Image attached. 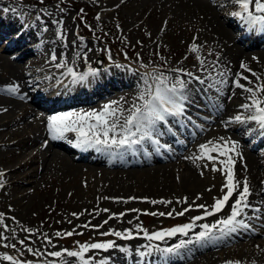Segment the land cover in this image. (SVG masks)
Masks as SVG:
<instances>
[{
  "label": "bare ground",
  "instance_id": "6f19581e",
  "mask_svg": "<svg viewBox=\"0 0 264 264\" xmlns=\"http://www.w3.org/2000/svg\"><path fill=\"white\" fill-rule=\"evenodd\" d=\"M36 2L37 0L15 2L13 6H16L19 10H16V13H20V16H14L9 23L3 24L0 22V87L13 84L19 85L20 88L19 93L16 95L0 92V174H2L0 175V182L3 183V187H0V213L5 216V224L8 226L7 232L12 235L22 234L18 231L19 224L30 218L32 215L31 209L37 203L32 196V192L39 190L42 186L41 183H46L49 180L54 186L58 187L57 194L53 196L56 197L55 201L59 203L61 197L66 198L67 201L65 202L67 204H71L76 210L84 212V215L78 219L72 215L71 219L62 217L78 224L81 219L89 222V220L95 221L96 218L100 219L102 216L107 218L109 213L102 211L98 216L95 215L97 211L103 208L110 209L112 213H117L119 210L126 208L159 209L160 212L172 209L179 211L188 206L187 204L176 203V201L184 198H187L189 202L194 201L196 204L211 205L214 203V198H219L224 177L220 172L211 171L210 162L194 158L199 155L200 144L208 140H218L219 137L239 142V151L243 158H237L236 176L241 181L245 177L248 178L253 190L251 203L262 204L264 194H261V189L264 185L261 182L264 181V162L261 157H264V153H261L258 149L263 147L264 150V139L259 141L257 150L252 151L254 149L251 148L250 150V147H245L242 142L244 136H246V140L255 135L254 131H249L252 129L247 128L249 125L251 126L252 122L246 125L229 123L228 128L224 129V122L229 121L235 115H248L239 107L247 102L246 96L248 94L242 93L240 89L233 88L231 77L228 84L224 86V95L219 97V102L224 107L222 110L219 109L220 114L217 115L216 123L210 126L207 132L204 130L206 134L203 137L193 136L191 141L178 147L174 153H168V151L162 149L161 153L164 156L158 157L155 155L153 158L147 156L143 161L135 160V165L130 164L126 158L119 159L120 157H117L118 161L110 164V166L119 168L112 170L106 166V160L102 154L99 156L93 155L89 150H85L86 153L79 154L72 151L67 145L55 144V141L53 142L51 138L52 134L47 128L51 116L101 110L104 105L113 101L128 107L136 100L141 89L142 72L137 70L130 77L127 76L129 71L124 72L126 75L120 72L118 74L119 78H109L107 86L103 85L102 90L93 93L86 99H75L72 103L58 107H55V104L49 105L46 103L44 96L55 87L52 86V80H55L60 74V70H56L52 66L54 62H50L49 54L54 50L59 57L61 52L66 51L63 44L68 43L67 54L71 59L74 52L79 50L76 45L71 44V41L75 40L79 44L81 43L79 39V37H82L81 34H94V32L88 28L78 31L79 13L74 20L72 18V12L82 11L85 2L65 0L61 1L60 8L46 7V3H39V6L51 13V15L42 17L41 21L44 27L40 24L41 21L36 19L39 10L38 5H34ZM94 4L96 7L93 11L98 12H100V8L106 6V3L101 0H95ZM222 4L226 6L232 3L230 0H123L121 5L129 6L133 13V20L128 21L125 19L124 22L121 20V25L125 29L124 37L128 38L129 35H135L137 33L135 30L140 31V28L145 26V21V23L140 22V17H135L136 11L151 9V29L153 30L147 28L150 40H156L158 32L165 31L167 25L169 27V20L175 16V20H179L187 26V37L190 33L192 35L197 32L198 38L196 41L201 45H204L205 41L207 45H204V47L212 48V53L218 48L222 49L219 57L221 65L226 70L230 69L232 74L242 73L248 76L249 79L255 80L250 72L241 68V63H244L262 78L261 82H264V49L246 51L244 48L230 42L233 41L236 35L226 25L227 22L230 23V20L223 18V13H220ZM61 8L65 11L61 12L59 10ZM27 16L31 17L30 24H27L28 20H25L24 25L23 20ZM53 19L64 21L63 28L66 33V40L61 41L58 39L57 26L52 23ZM156 23L157 28L155 27ZM177 24L178 22H176ZM36 25L39 27L36 28ZM74 25H76L77 32L75 36H71ZM45 27L48 29L47 34L44 32ZM16 30H21L18 38L14 36ZM30 31H32V36ZM36 31L37 34L35 35ZM116 31V28H112L114 36H116ZM179 33L177 29L171 48L177 52L185 48L182 45L184 42H180V44L178 41ZM29 37H34V40L30 41ZM100 42L102 44L108 42L107 37H99L97 43L90 38H83L82 43L87 45L88 48H92L93 51L88 53L87 63L83 60H77L78 65L75 68L82 70L81 67L88 65L91 60L108 56L107 49L101 47ZM29 44L34 45L29 46ZM33 46L36 48L32 49ZM155 46L156 44L149 45L148 48L154 50ZM163 47V45H160L161 50ZM14 51L18 52V56L9 57L14 55ZM167 51L169 50L164 51V54L168 55ZM191 54L193 53H188V55ZM140 57H147V55L144 53ZM161 58L162 56H157V60H163ZM125 64L124 61L110 59L105 68H108L109 72L121 70L123 67H116V65L124 66ZM47 65L50 66L47 67ZM160 65H164L165 68H172L174 60L168 61V64L158 63L157 61L156 66ZM147 66L144 71H151L150 68L154 67L152 65ZM241 82L245 83L244 81ZM34 85L41 88V96L35 94L31 101L34 106H31L27 96L31 93L32 88L30 87ZM69 85V88H74V84ZM119 85L121 86L119 87ZM128 86V89H124ZM26 90L28 95L25 93ZM116 90L120 91L115 93ZM47 99L53 100L52 96L48 95ZM37 107L43 111L40 115L36 114ZM5 109L7 110L5 111ZM44 137L51 141L47 146L42 142ZM166 138L169 140L165 139L164 143L171 146L170 141H172L174 144L172 137L166 136ZM153 150L154 148H151L148 153L151 155ZM153 153H155V150ZM23 159L26 161H23ZM169 160H176V163L167 164L166 162ZM206 163L208 164L207 168L204 167ZM30 165H33L34 169L28 171ZM135 166L137 168H130ZM201 172L204 174L201 175ZM11 179H13L12 182ZM24 182L31 185L22 186ZM208 189H211V191H208ZM105 196L123 198L124 200L129 197H137L138 199L122 203L116 202V199L105 200L103 199ZM198 196L201 199L197 200ZM142 198L171 200L173 203L171 205H152ZM223 211L220 214L224 218L228 213ZM191 212L190 214H195V216L203 214V210L195 208ZM139 215L140 213L127 212V215L123 218L109 220V223L104 225L102 230L104 232L105 229L110 230L111 228L118 231L124 229L135 231L136 224L141 225L139 218L136 219ZM192 217L194 216L187 217V221L190 222ZM209 218L212 217L206 219ZM163 220L157 215L154 217L153 223L141 226L152 232L162 226L160 221ZM128 221H132V223L129 224ZM203 221H198L197 224ZM252 221L254 224L258 222L257 219ZM254 224H252L254 229H259V231H253V236L245 238L247 232L241 230L219 240L206 241L203 246H197L194 252L178 257L182 260L177 264H225L227 260H241L243 264H264V230ZM1 226L4 230V225ZM255 235H260V237L253 238ZM108 239H116L115 241L118 244L122 242L121 239L114 236H98L93 239V242ZM243 239L246 240L242 242ZM112 252H117V250L113 249Z\"/></svg>",
  "mask_w": 264,
  "mask_h": 264
},
{
  "label": "snow or ice",
  "instance_id": "6c2138e0",
  "mask_svg": "<svg viewBox=\"0 0 264 264\" xmlns=\"http://www.w3.org/2000/svg\"><path fill=\"white\" fill-rule=\"evenodd\" d=\"M230 2L238 8L231 15L239 18L251 29L258 28V30L264 31V0H230ZM39 3L43 4L44 0H39ZM59 10L61 12L65 11L63 8ZM2 11L8 12L10 9L4 8ZM11 11L15 12L16 9H11ZM45 15H51V13L46 12L43 8L39 9L36 14L37 21H41ZM97 19H99V16H97ZM52 23L57 26L58 39L61 41L66 40V33L63 28L64 21L62 19H53ZM47 30V27H45L44 31ZM79 39L81 41L79 44L75 40L71 41V44L76 45V48L79 49L74 52L71 59L67 54V49H69L68 43L63 44V48L66 51L61 52L59 57L53 50L49 58L50 62H54L52 66L56 70H60L61 76L71 78L72 84L87 83L89 78H95L100 74L99 70L92 66H89L87 71H77L74 67L77 60H83L87 63L88 53L93 51L92 48H88L87 45L82 43L83 37H79ZM98 39L99 37H97ZM193 39L196 40L197 38L194 37ZM137 43L140 42L138 41ZM202 47L203 45L192 43L189 50L195 54L199 53ZM137 56L139 59V53ZM108 58L112 59L110 52ZM196 59L199 63L198 72L200 74L188 71L183 67L165 68L164 65L154 67L151 71H145L141 74V89L136 100L128 107H124L119 102L113 101L104 105L101 110L53 115L48 120L47 128L52 134L53 139L64 138L67 133H74L76 136L75 147L83 150L95 149L99 153H107L113 157H123L128 153L136 155L141 152L150 155L148 153L149 145L154 148L157 154L162 149L170 152L171 146L161 143V139L167 133H171L174 137L177 136V130L181 127L186 128L189 124L202 129L203 126L196 124V119L190 114L189 109L193 106L200 107V105L195 103L196 98L199 96L209 102H213L215 107L222 110L224 106L219 102V97L224 95V86L228 84L231 77L232 87L240 89L242 93L248 94L246 96L247 102L239 106L248 115L237 114L233 118H230L229 121L224 122L225 126L229 123L246 125L254 122L260 130L259 134L264 135V82H261L262 78L244 63H241V68L250 72L255 80L249 79L248 76L242 73L232 74L230 69L226 70L221 65L218 54L212 61H206L200 56H197ZM166 63L167 61H165ZM141 66L144 68L148 67L146 64H142ZM116 67L124 66L116 65ZM19 91V85L9 84L5 87H0V92H6L9 95H16ZM213 92L216 95H213ZM204 106L206 107L207 105ZM196 118H200L199 112H197ZM203 119L208 120L209 117L205 116ZM181 142L177 140V143ZM237 158H243L239 151L238 141L219 137L218 140H208L199 145V155L194 159L210 162L211 171L220 172L224 177L220 189L223 195L220 198H214V203L211 205H205L204 203L196 204L194 201L189 202L187 198H184L183 200L176 201V203L187 204L188 206L179 211L172 209L168 212L144 211L141 213L140 209L132 208L125 212L112 213L110 209L103 208L97 211L95 215L98 216L101 211L109 213L108 219H105L98 225H93L89 221L79 227L98 230L107 225L109 220L123 218L127 215V212L172 217L174 214L176 216H184L185 213L191 211L193 208L203 210L202 215L192 217L188 223L158 231L149 232L148 229L143 228L137 223L135 231L132 229H124L122 231L110 229L100 233L101 236H114L122 240H132L142 236V238L150 243L141 246L144 250H136L137 257L143 260L148 256L158 253L162 264H170L172 257L181 256V250L188 248L194 242L203 246V242L205 241L219 240L236 234L241 230L254 231L251 221L260 219L264 215V211H262L260 206L253 205L249 199L253 195V190L248 178L245 177L242 181L237 178L235 172ZM204 167L207 168L208 164L206 163ZM200 174L203 175L204 173L201 172ZM261 184L264 185V181ZM0 187H3L2 182H0ZM208 191H211V189H208ZM261 194H264V187L261 189ZM103 199H116V202L128 203L138 198L129 197L127 200H124L123 198L105 196ZM142 199L152 205H171L173 203L171 200ZM199 199L201 197L198 196L197 200ZM230 201H232L230 213L226 217L219 218L212 224H197L198 221H203L208 217L221 213L229 205ZM261 203L264 204V201ZM248 210H251L252 215H249ZM89 214L91 215V213ZM82 215H84V212L72 213V216L77 219ZM138 218L137 216L136 219ZM12 219L14 220V218ZM68 223L71 224L72 221L69 220ZM128 223L131 224L132 221H128ZM0 225H4L5 231L8 230L3 213H0ZM197 227L201 231L195 232L194 230ZM23 231L28 233L29 236L18 240L17 243L34 258H42L40 264H106L107 258L97 262L96 256L90 254L101 251L108 252L116 248L124 253L130 251V249L119 246L113 239L91 243L77 242L75 248H58L46 233L42 234L46 245L57 250H47L46 248L42 250L41 248L32 246L35 242L31 241L30 237L35 234L34 230L25 228ZM190 233H193L191 238H181L171 246L161 247L157 243H152L166 241L177 236L189 237ZM80 234L76 232L74 227L69 231H57L55 236L57 238H64ZM8 240L9 237L3 231H0V241ZM26 240H28V243H26ZM17 243H3L2 247L17 250ZM257 247L259 248V246ZM17 252L18 255L16 256L7 253L3 254L0 256V262H8V264H33V261L18 258V256H23V251L17 250ZM225 264H243V262L241 260H227Z\"/></svg>",
  "mask_w": 264,
  "mask_h": 264
},
{
  "label": "rangeland",
  "instance_id": "374dc122",
  "mask_svg": "<svg viewBox=\"0 0 264 264\" xmlns=\"http://www.w3.org/2000/svg\"><path fill=\"white\" fill-rule=\"evenodd\" d=\"M21 1V0H19ZM26 1V0H24ZM45 2H47V5H55L58 6V3L61 0H44ZM81 2L86 1L88 3V5L91 3H94L95 0H79ZM103 1V3H106L105 9L108 8L107 11H96L94 13V15L96 14V16L92 18H89L87 21V23H85V25L90 28L91 30H93V32H100L99 35H103V36H108V37H113V34L110 33V30L112 28H116V36L114 40H111L108 42H103V44L100 42V46L101 47H105L107 49V54H109V52L111 53V57L112 59H114L115 61H128L129 65L128 67L132 70V71H136L135 69L137 68V66H140L142 64H147V61L149 63L153 62H157V55H165L164 51L168 52V56H166V58L168 59H175L178 60L177 65L182 66V67H186L187 65H189L190 61L197 60L196 57L199 55H209L206 58V61H211L212 58V53L210 55V49L206 50L204 49V45L201 49V51L199 53H195L194 57L189 55V57L187 59H182L183 56L187 55V52L185 50H189L190 49V44L192 43H198L196 40H194L193 38L197 36V32H194L192 35L190 33V35H188L187 37V26L184 25V23L180 22L179 20H175V16H173L171 18V20H169V27L167 25V28L165 31H159L158 34H160V36H164V40H162L163 43H153L156 44V46L154 47V50L151 51L149 48H145L146 46H144V44H148L149 45L152 44L153 40L149 39V35L147 34V28L151 29V18L152 15L150 14L151 9L147 8L145 10H140V11H136L135 12V17H140V22H144L145 26H142L143 28H140L139 30H135L137 33L135 35H129L128 38L124 39V37H120L121 32L123 33L124 29L121 25V20H123V22L125 21V19H127L128 21L133 20V13L131 12V9L129 8V6H123L120 5L122 2L121 0H101ZM118 5H120L119 7H117ZM115 10L116 13L111 14L109 9H116ZM86 11L89 10V8H85L84 9ZM91 12V11H88ZM109 14H106V13ZM131 12V13H129ZM77 14V12H73V16H75ZM81 14V13H80ZM97 16H99V19H97ZM75 19V17H73V20ZM180 19V18H179ZM167 20V19H165ZM99 21H101V23H99ZM176 22H178V24L176 25ZM107 24L109 27H107ZM145 27V28H144ZM155 27L157 28V23L155 24ZM189 28V27H188ZM179 30V35H178V41L180 42H184L182 45L183 50H181L180 52L177 51H173L172 48V44H173V40H174V36H175V32L176 30ZM153 30V29H151ZM74 33V34H73ZM71 36H75V32L71 33ZM94 35H87L84 36L83 38L87 39L90 38L94 41H96L97 43V38L93 37ZM98 36V35H97ZM146 37V38H144ZM190 39H192L190 41ZM140 43H137V42ZM194 41V42H193ZM145 42V43H144ZM205 42V41H204ZM181 44V43H180ZM199 44V43H198ZM160 45H163V49L162 51L160 50ZM201 45V44H199ZM166 49V50H164ZM139 53V58H142L144 60L140 61L138 59L137 54ZM146 54L147 57H140L143 54ZM193 57V58H192ZM108 58V57H107ZM202 58V57H201ZM137 61H134V60ZM102 60L104 61V59L102 58ZM140 61V62H139ZM159 62L164 63V61L159 60ZM264 161V159H262ZM24 161V160H23ZM34 169V167H30L27 170H32ZM49 184V185H48ZM47 186L45 188H43L41 190V193L39 194L38 191H34L32 196L35 197V201L37 202V204H35L33 206V208L31 209V216L28 220V222H31L30 226L31 227H36L41 231H44L51 239H54L55 233L58 230V222L61 221L60 216H58V212H65L64 208H61L59 206H57V203L55 202L53 196L56 194V190L58 187H53L52 184L48 183ZM29 185V184H28ZM22 186H27V185H22ZM51 191V192H50ZM49 192L52 193L51 195H49ZM63 200H66V198H64ZM64 205V204H61ZM188 216V214H187ZM50 220H55L54 222L56 223L55 226L49 225L51 224L52 221ZM48 221V224L45 225L44 222ZM142 221V220H141ZM177 220H174L173 218L168 219V220H164L161 221V223H163V225H170L172 223H179V222H175ZM26 222V220H25ZM20 227L18 228L20 232L23 231V229H25L27 226L19 224ZM47 231H45V229ZM78 232H83L80 229H76ZM161 230V229H160ZM0 231H3L4 234L6 236L9 237L8 241H0V256H2L3 254L7 253V254H11L15 253L16 255H18L17 250L21 249V246L17 243L18 240L20 239H25L22 237H19L17 235L14 234V236L12 234L7 233V231H5V229L3 230L2 226L0 225ZM24 233H26L25 231H23ZM91 233H88V236H90ZM55 240H58V238L56 237ZM35 242H39V239L36 240ZM3 243H17V250H13L11 248H4L2 247ZM26 243H28V240H26ZM20 247V248H19ZM19 257V256H18Z\"/></svg>",
  "mask_w": 264,
  "mask_h": 264
}]
</instances>
